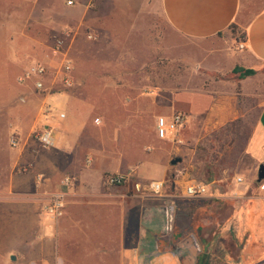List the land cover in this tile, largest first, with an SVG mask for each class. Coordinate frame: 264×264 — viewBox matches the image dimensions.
Returning <instances> with one entry per match:
<instances>
[{
    "label": "crops",
    "instance_id": "crops-1",
    "mask_svg": "<svg viewBox=\"0 0 264 264\" xmlns=\"http://www.w3.org/2000/svg\"><path fill=\"white\" fill-rule=\"evenodd\" d=\"M257 3L258 6L252 0H161V9L171 29L191 41L210 43L226 37L236 43L233 26L245 33V49H227L224 57L233 69L239 66L258 74L264 67V0ZM9 47L17 49V40ZM15 49L8 50L6 59L0 61L4 71L0 70V106L13 107L16 125L23 132L31 127L29 119L32 132L39 127L51 128L54 145L45 149L32 135L22 133L21 145L9 167L20 166L24 175L11 173L9 183L0 186V264H57L51 260L56 255L50 248L54 242L52 221L43 212L50 194L60 189L65 177L73 175L76 181L72 189L65 190L66 202L76 204L84 190L96 195L105 175L118 174L128 175L129 179L134 176L138 189L152 190L153 183H163L170 192L152 196L151 205L145 204V197L136 201L141 210L135 220L138 227L130 238V229L126 228L129 201H121L122 247L116 253L107 248L108 254L121 257L119 264H264V181H257L259 167L264 165V84H259L255 97H251L248 86L253 76L239 84L220 82L219 88L226 89L214 92L211 99L206 97L199 108L190 101L187 91L177 93L176 84L159 82L152 86L147 84L149 78L141 67L137 72L129 66L124 70L120 64L125 59H106L105 67H93L89 73L73 70L70 87L53 69L46 91H39L36 79L24 76L31 65L44 61L32 59L29 65L24 60L27 53ZM129 61L130 58L127 63L131 64ZM84 63L103 62L90 58ZM50 64L58 68L57 63ZM156 75L162 79V74ZM244 97H263L247 146L257 179L235 177L230 185L194 178L197 146L245 116L240 108ZM18 99L21 102L17 104ZM180 112L187 115V125L177 135L160 139L157 119H170ZM95 120L100 124L96 125ZM176 158L181 163L172 165ZM151 163L157 164L154 174L147 167ZM191 182L206 186L208 194L186 198L183 191ZM212 184L219 186L213 188ZM80 185H84L83 189Z\"/></svg>",
    "mask_w": 264,
    "mask_h": 264
},
{
    "label": "rangeland",
    "instance_id": "rangeland-1",
    "mask_svg": "<svg viewBox=\"0 0 264 264\" xmlns=\"http://www.w3.org/2000/svg\"><path fill=\"white\" fill-rule=\"evenodd\" d=\"M69 1L73 5H69ZM257 1L252 0L258 6ZM161 8V0H0V61L6 59L8 50L15 49L10 48L9 44L17 40L15 50L27 53L24 56L27 64L36 59L57 63L59 67L60 60L52 59L49 55L50 48L61 39L74 70L89 73L93 67H105L106 59H125L120 69L126 70L129 66L137 72L138 68H142L141 71L149 78L147 84L152 86L159 82L164 85L172 82L176 84L177 93L187 91L190 101L196 102L199 108L210 95L226 89L219 88L220 82L240 83L230 61L224 57L227 49L234 51L235 42L226 37L210 43L185 39L171 29ZM211 51L219 52L210 55ZM90 58L103 63H84L89 62ZM128 58L131 64L127 63ZM0 70L4 72L1 66ZM156 74H162V79H157ZM259 84H264V67L249 82L251 97H255L253 95ZM206 92L208 96H202ZM262 98L251 100L244 97L240 100V108L244 109L245 116L200 142L196 151L198 169L195 166L194 178L200 176L205 177V183L212 179L216 183L220 181L230 185L235 177L257 179L256 168L247 156V146L255 129ZM11 108L9 104L0 106V186L9 183L11 173L24 175L20 166L18 169L9 167L13 155L18 151L10 146L11 137L16 135L22 140V133L27 136L33 133L30 119L31 127L27 132L18 129L17 118ZM180 142L183 144V141ZM149 165V172L154 174L157 164ZM70 176L74 179L72 189L76 179ZM137 184V179L132 176L122 185L110 186L104 177L103 187L99 188L98 194H89L84 190L83 195L76 198L78 203L66 202V215L59 223H51L54 242L50 248L56 253L52 262L119 264L121 257L108 254L107 248H113L116 253L122 247L121 201H129L127 217H130L126 219L129 224H126V228L130 229V238L136 231L135 227H138L135 220L137 212L141 210L136 201L145 197V204L151 205L154 203L152 196L161 194L144 187L138 189ZM213 185L214 188L219 186ZM82 186L79 188L83 189ZM162 193L170 194L166 185ZM43 212L46 215V206Z\"/></svg>",
    "mask_w": 264,
    "mask_h": 264
},
{
    "label": "built area",
    "instance_id": "built-area-1",
    "mask_svg": "<svg viewBox=\"0 0 264 264\" xmlns=\"http://www.w3.org/2000/svg\"><path fill=\"white\" fill-rule=\"evenodd\" d=\"M69 5H73L72 1L68 2ZM245 49L244 43L240 42L236 44L235 51H243ZM50 58L60 60L58 68H53L50 63L47 62H37L29 67L26 71L24 79H36V89L39 91H46L47 78L51 71L56 70L57 75H59L63 81V84L67 87L72 86V72L74 66L72 61L68 58L67 54L64 52V41L58 40L56 44L50 48ZM64 115H61L63 118ZM188 122L187 115L185 113H175L170 119L165 117H159L157 119V135L160 139L165 140L170 134L177 135L180 129H183ZM95 124L99 125L100 121L95 120ZM32 138L43 148H51L54 145V132L51 128L41 127L36 129L32 133ZM178 144L181 142L178 141ZM21 145V140L16 135H13L10 139V146L13 149L19 148ZM23 172H27V169H23ZM128 175L118 174L109 175L107 177V184L110 186H119L128 180ZM41 182V177L38 178ZM74 179L72 177H65L60 182V189L51 193L49 196V201L46 205V215L50 221H58L64 217L66 212V199L67 190H69L73 185ZM238 182L241 183L242 179L239 178ZM64 188V190H61ZM164 188L163 183H153L151 189L155 194L162 193ZM66 190V191H65ZM208 194L207 187L203 184L197 182H191L186 185L183 191V195L186 198L197 199Z\"/></svg>",
    "mask_w": 264,
    "mask_h": 264
},
{
    "label": "trees",
    "instance_id": "trees-1",
    "mask_svg": "<svg viewBox=\"0 0 264 264\" xmlns=\"http://www.w3.org/2000/svg\"><path fill=\"white\" fill-rule=\"evenodd\" d=\"M231 30L233 32V35H236V43L235 44H238L240 42H245L246 41V34L244 33H241L239 32L236 27H231ZM233 73L235 75H237L239 77L240 80H243V79H246L248 77H252V76H255L257 74V71H255L254 69H244L242 67H235L234 70H233ZM105 179L108 177V175H105L104 176ZM213 188H214V185L212 184Z\"/></svg>",
    "mask_w": 264,
    "mask_h": 264
},
{
    "label": "water",
    "instance_id": "water-1",
    "mask_svg": "<svg viewBox=\"0 0 264 264\" xmlns=\"http://www.w3.org/2000/svg\"><path fill=\"white\" fill-rule=\"evenodd\" d=\"M178 163H181V159H179V158H176V159H174V160L171 162L172 165H177ZM257 181H258L259 183H261L262 181H264V165H261V166L259 167V171H258V179H257Z\"/></svg>",
    "mask_w": 264,
    "mask_h": 264
}]
</instances>
